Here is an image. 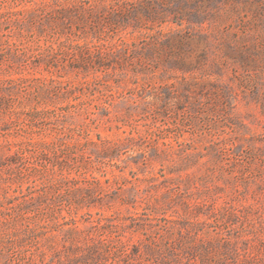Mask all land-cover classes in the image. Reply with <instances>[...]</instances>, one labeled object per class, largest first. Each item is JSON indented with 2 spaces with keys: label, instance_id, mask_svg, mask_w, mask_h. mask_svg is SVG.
<instances>
[{
  "label": "rangeland",
  "instance_id": "rangeland-1",
  "mask_svg": "<svg viewBox=\"0 0 264 264\" xmlns=\"http://www.w3.org/2000/svg\"><path fill=\"white\" fill-rule=\"evenodd\" d=\"M12 5L0 0V42L6 48L0 53V264H136V257L121 260L110 231L143 252L154 228H142L147 223L143 208L167 211L152 226L172 214L176 223L190 228L194 217L185 216L179 203L184 196L216 208L252 204L264 216V161L233 165L232 158L226 161L229 151H218L216 159L199 157L216 148L219 136L235 138L257 154L264 149V0L212 6L202 22L160 24L155 29L162 33L191 36L186 54L192 55L186 59L191 66L139 72L140 55L150 54L135 53L122 71L109 74L108 80L120 79L113 97L96 79L104 73L72 69V53L55 37L38 41V49L36 41L26 44L24 51L18 39H9L17 33L6 12ZM142 34L128 28L119 36L140 46ZM223 38L239 51L247 48L244 61L236 50L225 53ZM13 42L20 49L14 51ZM203 53L196 67V56ZM182 78L196 83L197 90L212 89L211 84L221 88L229 98L230 119L207 115L212 101L204 97L161 117L155 115L158 106L138 100L129 88L134 81L157 86ZM211 124L215 129L210 131ZM126 137L131 140L116 148L113 160L104 157L105 147ZM63 160L69 165L58 163ZM86 198L94 202L84 204ZM197 218L206 219L203 214ZM229 223L220 225L222 232L240 225ZM92 245L102 255L84 258ZM142 255L140 264L146 263Z\"/></svg>",
  "mask_w": 264,
  "mask_h": 264
},
{
  "label": "trees",
  "instance_id": "trees-1",
  "mask_svg": "<svg viewBox=\"0 0 264 264\" xmlns=\"http://www.w3.org/2000/svg\"><path fill=\"white\" fill-rule=\"evenodd\" d=\"M237 0H11L12 6L6 8L12 24L17 28L16 36L11 35L9 39H18L21 49L24 45H32L36 41V48L40 46L38 41L55 37L60 41L59 45H67L66 48L72 53L71 68L80 72L89 69L104 73L98 75L96 79L103 80V89L110 92L111 97L115 96L112 92L119 80H108L109 74L115 75L117 70L122 71L128 64L129 58H133L135 53L146 51L150 56L142 53L139 63V72L144 69L151 73L156 70H183L191 66V54L187 49L191 36L180 32L162 33L157 30L160 24L165 21L177 23L179 26L182 21L202 22L206 15L204 13L213 6L218 8V4L228 3ZM235 10L234 5L231 7ZM205 16V17H204ZM128 28L133 31L143 30V39L138 43L140 46L128 45L119 34ZM66 37L62 38V34ZM131 33V32H130ZM35 37H32V36ZM116 38V39H115ZM115 39V40H114ZM223 48L226 47V54L230 51H238V56L242 61L246 57L247 48L243 47L239 51L235 45H231L227 38H223ZM49 43V42H48ZM55 42L52 40L50 44ZM47 44V48H51ZM14 51L19 48L16 43H12ZM133 47V48H131ZM6 48L1 47L0 53L5 52ZM196 56V67L199 65L200 57ZM38 56V54H37ZM199 57V59H198ZM2 59V58H1ZM133 74H138V70H132ZM123 74V72H121ZM107 74V75H105ZM196 83H191L182 78L178 84H163L152 86L146 81L139 83L131 82L129 88L134 91L133 95L138 100H148L145 104L158 106L155 115L166 117V112L170 109L182 110L184 104H199L200 97L204 100L212 101L207 115L214 116L221 122L230 119L227 109H229L228 95L215 84H211L212 89L197 90ZM205 88V85H201ZM108 96V95H106ZM128 98L131 99L129 96ZM133 97V99H135ZM264 109V100H261ZM232 107V106H230ZM106 114H110L109 106L104 108ZM198 112V111H197ZM227 126V125H226ZM210 131L215 129L211 124ZM231 129L233 127L231 126ZM230 132H233L231 130ZM231 138V137H230ZM217 138L216 148L211 146V150L200 153L199 157L212 156L216 159L217 153L229 151L226 161L232 160V164H249L253 160L264 161V149L257 154L253 148H243L241 143L234 139ZM131 138L120 139L117 143L105 147L107 152L105 158L113 160L112 153L124 142ZM89 142V141H88ZM238 148L236 154L232 155L233 149ZM231 151V152H230ZM259 151V150H258ZM194 155H197L194 153ZM241 156V158H235ZM64 166L69 163L66 160L60 161ZM62 167V166H61ZM183 197V196H182ZM180 200L182 213L192 215L194 221L190 228H186L177 222V219L164 218L163 224H154L152 221L159 219V215H166L167 211L159 207H144L147 223L142 228L150 230L147 233L144 257V264H264V216L263 209L259 206L241 205L237 208L233 205L225 204L216 208L211 204L194 201L191 202L186 196ZM84 200L81 198L80 202ZM174 202V200H171ZM68 202L79 203L68 200ZM94 201H87L84 204H91ZM203 207L208 208L203 212ZM199 214L205 215L206 219L199 220ZM99 220V219H98ZM98 220L97 225H98ZM232 220L233 223L240 221V225L231 230L222 232L220 225ZM212 223L215 226H212ZM233 223H229L232 224ZM103 228L106 226L103 225ZM210 227H213L209 230ZM233 231V233L231 232ZM110 231L109 237L116 240L119 244V256L136 260V264L143 263V255L138 245L128 247L125 241L120 239V234L113 235ZM99 248L88 246V252L83 254L84 258L94 260L102 254L98 253ZM81 251V248L75 249ZM105 252H108L105 249Z\"/></svg>",
  "mask_w": 264,
  "mask_h": 264
}]
</instances>
